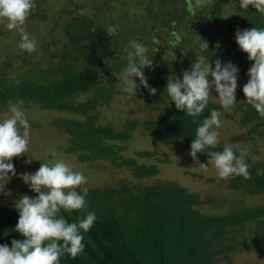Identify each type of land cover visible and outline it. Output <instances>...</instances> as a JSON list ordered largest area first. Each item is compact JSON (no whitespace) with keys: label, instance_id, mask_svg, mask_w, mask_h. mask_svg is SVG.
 <instances>
[{"label":"trees","instance_id":"trees-1","mask_svg":"<svg viewBox=\"0 0 264 264\" xmlns=\"http://www.w3.org/2000/svg\"><path fill=\"white\" fill-rule=\"evenodd\" d=\"M55 1L34 0L26 21L30 31L26 30L36 41L35 52L19 49V33L18 42L7 51L2 48L6 43H0V106L22 100L24 107L36 104L62 114L52 124L68 134V153H77L84 162L111 160L129 168L132 177L86 188V211H61L70 223L86 212H93L96 220L82 233L83 252L76 258L65 254L60 264H219L240 248L264 243V203L224 213L202 210L200 205L207 199L176 181L141 182L158 172L155 164L142 160L155 151H137L131 158L122 155L124 143L139 129L165 145L192 142L211 110L224 109L213 89L202 114L188 116L168 96V79H182L197 58L213 68L217 59L222 65L251 66L253 62L236 44L235 33L264 29V14L251 6L240 8L238 0H212L206 10H200L196 0ZM130 41L148 49L152 66L143 72L149 88L156 89L154 95L135 77L136 94L121 88L119 74L132 51ZM161 67L169 70L167 75ZM208 79L211 82L210 75ZM132 97L143 108H129L126 119L115 125L97 120L99 108L112 98L122 103ZM235 97L229 119L243 131L226 142L219 138L212 151L231 145L239 155L246 142L256 146L255 141H264V117L244 100L242 90ZM197 156L209 159L207 152ZM246 162L251 178L225 179L229 187L264 193V159L247 151ZM18 218L15 205L0 203V244L10 247L13 239H23L15 231Z\"/></svg>","mask_w":264,"mask_h":264},{"label":"clouds","instance_id":"clouds-1","mask_svg":"<svg viewBox=\"0 0 264 264\" xmlns=\"http://www.w3.org/2000/svg\"><path fill=\"white\" fill-rule=\"evenodd\" d=\"M196 3L202 6L205 0H196ZM238 3L242 9L251 6L264 14V0H238ZM34 8V0H0V25L20 34L18 47L27 53L37 49L36 41L30 38L25 27ZM235 41L239 49L247 54L248 60L253 62L247 72L249 79L242 88L244 100L259 116L264 117V29H237ZM130 48L132 51L127 52V66L119 74L122 90L136 94L139 85L133 80L135 77L150 95H154L156 89L149 88L143 72L145 67L152 66L147 47L130 41ZM237 73V67L231 62L222 65L217 59L213 68L209 62L205 65L203 58H197L190 70L183 71L182 79L169 78L165 89L176 109L191 117L202 114L213 89L220 107L230 110L237 102ZM22 104V100L17 103L9 101L10 115L5 113V118L0 120V192L4 191L9 174L15 175L12 159L26 155L29 150L30 124L20 107ZM220 116V111L213 109L210 116L203 119L196 129L189 155L196 160L197 153L207 152L220 179L234 176L250 179L246 150H240L237 155L231 145H226L221 151H212L220 143L216 131L221 126ZM26 162L30 163L31 159ZM200 165L205 169L208 167ZM21 177L36 196L23 195L16 201L19 218L15 231L23 239H13L10 247L0 244V264H60V258L65 254L76 258L84 250L82 233L92 228L96 216L93 212H86L78 222L70 223L60 213L62 210L86 211L87 189L84 188L82 193L79 191L87 183L86 177L63 160L51 165L40 163L34 173H25Z\"/></svg>","mask_w":264,"mask_h":264},{"label":"rangeland","instance_id":"rangeland-1","mask_svg":"<svg viewBox=\"0 0 264 264\" xmlns=\"http://www.w3.org/2000/svg\"><path fill=\"white\" fill-rule=\"evenodd\" d=\"M48 1L56 3L55 0ZM80 1L78 0V2ZM83 3H85L84 0H82ZM212 5V0H205L200 10L210 9ZM26 28L30 31L29 26L26 25ZM0 32L2 33L0 43H6L5 47H2L5 51L10 45H15L18 42V32L15 30L9 31L0 26ZM17 63L15 62L16 65ZM154 64L157 66L160 65V62L157 61ZM237 67L236 92L242 90L244 84L247 83L249 79L247 72L251 66L246 64ZM161 71L166 75L169 72L166 67H161ZM123 99L120 103L112 98L108 104L100 107L97 120L105 124L115 125L126 119L125 113L129 108L133 106L143 108L141 102L134 97ZM20 107L25 112L30 124L29 150L26 155L12 159L15 175L9 174V179L4 185V191L0 192V203L15 205L16 201L23 195L35 198L36 193L30 190V186L24 183L21 176L25 173H34L38 170L40 163L51 165L58 160H63L72 166L74 171L81 172L86 177L87 183L82 185V188H101L107 185H115L121 179L130 180L132 178L130 169L119 165V163L107 159L84 162L80 160L77 153H68L66 151L69 145L68 134L52 124L62 114L41 109L36 104H29L28 107L20 105ZM5 113L10 115L9 104L0 106V120L5 118ZM220 113L221 126L216 131L219 133V138L226 142L242 132L243 129L229 119L230 110L224 109ZM21 132H23L22 128ZM124 145L126 146L122 152L124 158L135 157L137 151L146 149L155 151L154 156L142 160L147 164H155L158 172L150 178L141 179L142 183H151L157 180L176 181L182 187L207 199V202L200 205L202 210L224 213L233 207L240 208L264 203V193H248L242 189L230 188L227 180L217 176L210 159L197 156V159L193 160L189 155L191 142L165 145L156 142L148 133L139 129L132 133V137ZM255 145L251 146V143L246 142L245 148L251 155L264 159V141L257 140ZM29 159L31 162H26ZM200 164L208 167L205 169ZM240 249L242 250L234 252L228 261L219 264H264V243L249 249Z\"/></svg>","mask_w":264,"mask_h":264}]
</instances>
